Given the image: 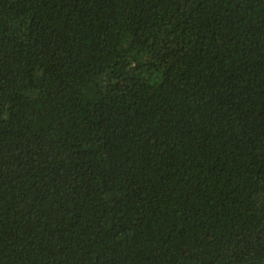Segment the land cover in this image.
Instances as JSON below:
<instances>
[{
    "label": "trees",
    "instance_id": "16d2710c",
    "mask_svg": "<svg viewBox=\"0 0 264 264\" xmlns=\"http://www.w3.org/2000/svg\"><path fill=\"white\" fill-rule=\"evenodd\" d=\"M0 264H264V0H0Z\"/></svg>",
    "mask_w": 264,
    "mask_h": 264
}]
</instances>
